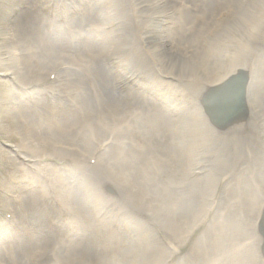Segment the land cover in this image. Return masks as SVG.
Instances as JSON below:
<instances>
[{"label": "bare ground", "instance_id": "1", "mask_svg": "<svg viewBox=\"0 0 264 264\" xmlns=\"http://www.w3.org/2000/svg\"><path fill=\"white\" fill-rule=\"evenodd\" d=\"M48 1L56 13L42 4ZM134 1L23 0L7 19L10 69L20 78L35 75L48 88L40 94L54 101L38 98L27 82L3 99L1 119L19 136L24 157L10 161L24 173L3 200L13 226L1 229L0 264H168L180 253L170 245L188 243L221 185L210 228L178 264H264L257 230L264 212V7L255 0H153L162 6L156 14L179 16V46L162 49L165 65L184 59L188 66L177 71L185 97L172 111L159 96L162 69L145 53ZM87 17L95 24H84ZM238 75L246 78L248 111L219 127L206 97ZM224 90L222 101L231 96ZM44 157L72 166L28 161ZM157 174L168 182L154 183ZM155 193L159 199L149 198Z\"/></svg>", "mask_w": 264, "mask_h": 264}, {"label": "rangeland", "instance_id": "2", "mask_svg": "<svg viewBox=\"0 0 264 264\" xmlns=\"http://www.w3.org/2000/svg\"><path fill=\"white\" fill-rule=\"evenodd\" d=\"M134 2L137 5V9L139 11L136 18L141 23L139 31H140L142 39L141 38L140 39H141V43H142L143 47L146 49L145 53L148 57V60L151 63L158 65L159 68L162 69V70H158V73L156 76V77H158V76L161 77L162 81H163L162 85L160 86V91H159L160 95L159 96L163 99L162 101H164V103H166V105L168 104L169 106L172 107L171 108L172 111H177L179 108L182 107V98L185 97V95L183 93V89H184L183 88V80H182L183 75H182V73L180 74L177 71L178 70H184L183 69L184 66H186L187 70H188V66H187L184 59H181L178 65L174 64L173 66H170V67L166 66L165 64H166L167 60H166V56H164V53L162 52V49H166V50L170 51V48L172 49V48L179 46V45H177L178 42L174 39V35L179 30V24H178L179 23V18H178L179 16L178 15H172L171 13L170 14L169 13L156 14V12L159 9H161L162 6L160 3L159 4L154 3L153 0H135ZM42 4H47L50 8V11L54 12V5L50 4L49 1L48 2H42ZM22 5H23V0L22 1L21 0H0V112H2V106L4 104L3 103L4 97L12 94V89L14 86L18 87L19 89L24 90L22 87V83H24V82L29 83L30 84L29 86L33 87V90L31 92L37 93L39 95L38 98L42 97V98H45L46 100H49L48 98H50L52 100V102L54 101L52 95L49 92H48L49 97L47 96V94H44V95L40 94L39 90L41 88H47V87L39 86L38 83L35 81L37 79V77L35 75H29L26 78H20L18 75H16L18 72L15 68H14V70L10 69L11 64L8 62L7 59L11 58L12 53H10L9 49L7 48L6 42H9V40L12 41L13 36L9 33V25L6 23V21H7V19L11 20V19L15 18L16 14L18 13V11L20 10ZM258 5L260 8H263L264 7V0H255L254 6H258ZM54 13H56V12H54ZM180 14L182 15V13H180ZM154 17H155V19H154ZM172 17H173V19H172ZM62 18H64V17H62ZM82 22L86 25L87 24H95V19H94V17H91V19H88V17H87L85 19H82ZM143 31H145V32H143ZM164 31L167 33H165ZM169 31H170V33H169ZM105 36L110 39L112 37V32L105 30ZM262 41L264 44V30L262 31ZM174 43H175V45H174ZM149 45H150V47H149ZM13 51H15V49H13ZM15 52L19 53L18 50ZM157 52H159V53H157ZM143 61L148 62L147 60H143ZM205 63L206 62L201 61V66L204 67L207 64V63L206 64ZM120 70H121V68L119 67V71ZM10 71L14 72L15 74L10 73ZM123 73H124V71H123ZM201 73H202L201 68L196 69V74L198 76L199 75L202 76L203 73L202 74ZM11 76H13V77H11ZM9 77H11L12 80H9ZM16 77H18L19 79L16 80ZM52 82L53 81L50 78H44V83H46L47 86H51ZM222 84H224V82L221 84H218L212 88H209L208 93L212 89H215V88L221 86ZM42 85H44V84H42ZM49 88H52V87H49ZM205 96H203L201 98V101L204 99ZM51 104L52 103L48 102L49 108L52 107ZM200 106H201L202 111H203L205 117L207 118L209 124L212 126V124L210 123L208 117L206 116V114L203 110L201 102H200ZM55 107H57L56 104H55ZM59 109H60V107H59ZM246 110H247V107H246ZM65 111L66 110H64L63 112H65ZM1 117H3V116L0 115V213H1L0 216H2L3 221H0V222H3V223L0 225V238L3 239V236L1 234V229L3 227H8L9 229H12V226H13V222L10 223V221H12L13 218L11 217V213H9V211L5 210L3 200H4L5 195L9 191H11L13 185H15L17 182L21 181L20 180L22 178L21 175H22V173H24L19 168V167L24 168V166L21 164L19 165V163L16 161L15 162H16V164L19 165V167L14 166L11 164L10 159H11V157H14V155H15L20 161L24 162V157L22 156V154L17 149V146L21 143L19 136L14 134V130L12 128H10L9 126H7L6 122H4V120L1 119ZM262 121H263V124H262ZM13 122L14 121H11L10 124L13 126H17V123L16 122L13 123ZM212 127L214 129H216L214 126H212ZM259 130H260V132H262V135L260 137V142H261L260 145L264 146V118L262 116H261L260 122H259ZM11 160H13V159H11ZM38 160H37V162H34L31 158L28 159L30 164H33L34 166L46 168V169H49L50 165H58L60 169L67 167V166H72V163H70V162L62 161V163H60L57 161V159L53 160V159L48 158V157L39 158ZM24 165H25V163H24ZM258 170L261 171V169L259 167H258ZM199 171H201L200 168L196 169L195 173H198ZM159 175L160 174L152 176L154 183H157L159 180L160 181L161 180L166 181V183L168 182V177L166 175H165V177H160L159 179H156ZM202 175L194 176V177L197 178V177H200ZM27 181H30V179H27ZM132 184H133V187L135 188V191L137 192L138 191V184H136L135 182H132ZM144 186L146 188H148L149 185L144 184ZM223 187L224 186L221 185L214 192L215 196H216L215 202L209 201L208 203L205 204V210L206 211L203 215L204 221H202L200 224H198L196 227H194L190 231V233L188 234V237L186 238L188 240V243L181 249L179 248L177 242H174L170 245V247H169L170 249H172L174 252H178L180 250V253L177 256L172 257L171 259L167 260L168 264H178L179 260L182 257H185V255L188 253L192 244L200 237V235L202 233L206 232L210 228V225L212 224V222L214 220V214L218 209V204L220 201L221 192L223 190ZM32 192L35 193L36 195H38L36 193L35 188ZM149 198L159 199L158 193L151 195ZM129 204L135 210V206L132 203H129ZM58 207H62V206H58ZM53 208H55V207H53ZM2 210H4V217L2 215ZM55 212H56V210H55ZM132 212H134V211H132ZM263 213H262V215H263ZM5 215H6V217H5ZM259 223H260V220H259ZM259 223H258L257 230H258V234L262 238V236L260 234V230H259V228H260ZM10 224H12V225H10ZM74 234H75V231H74ZM162 236H163V234L160 233L159 238L162 241L163 245H166L167 243L164 240V237H162ZM183 239H185V238H183ZM216 242H217V240L214 242V247H215ZM262 246H263V242L261 244V253L264 255L263 250H262Z\"/></svg>", "mask_w": 264, "mask_h": 264}, {"label": "water", "instance_id": "3", "mask_svg": "<svg viewBox=\"0 0 264 264\" xmlns=\"http://www.w3.org/2000/svg\"><path fill=\"white\" fill-rule=\"evenodd\" d=\"M245 83L246 78L242 75H239L236 79L231 80L226 86L223 87L222 90H224L226 87L229 88L231 95H226V99H224V101H222L221 96L225 93H221L215 98L208 97L204 107L214 124L218 125L219 127L221 125L225 127L237 117L245 114V106L243 101ZM232 99L235 105L225 106L227 102H231ZM260 229L262 235L264 236V217Z\"/></svg>", "mask_w": 264, "mask_h": 264}]
</instances>
